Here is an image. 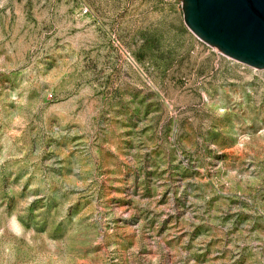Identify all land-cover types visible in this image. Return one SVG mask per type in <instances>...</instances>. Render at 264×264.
<instances>
[{
	"label": "rangeland",
	"instance_id": "374dc122",
	"mask_svg": "<svg viewBox=\"0 0 264 264\" xmlns=\"http://www.w3.org/2000/svg\"><path fill=\"white\" fill-rule=\"evenodd\" d=\"M0 264H264V70L181 0H0Z\"/></svg>",
	"mask_w": 264,
	"mask_h": 264
},
{
	"label": "water",
	"instance_id": "95a60500",
	"mask_svg": "<svg viewBox=\"0 0 264 264\" xmlns=\"http://www.w3.org/2000/svg\"><path fill=\"white\" fill-rule=\"evenodd\" d=\"M189 31L221 55L264 70V0H181Z\"/></svg>",
	"mask_w": 264,
	"mask_h": 264
}]
</instances>
